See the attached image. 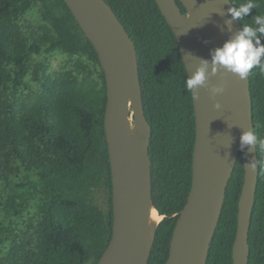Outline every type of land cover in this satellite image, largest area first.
Here are the masks:
<instances>
[{"label": "trees", "instance_id": "trees-1", "mask_svg": "<svg viewBox=\"0 0 264 264\" xmlns=\"http://www.w3.org/2000/svg\"><path fill=\"white\" fill-rule=\"evenodd\" d=\"M105 1L136 46L152 128V198L164 217L148 264H166L193 182L196 117L188 73L155 0ZM256 3L242 27L264 15V0ZM57 56L64 57L59 68ZM249 78L254 131L264 138V74L254 68ZM107 101L98 53L64 0H0V264L99 263L114 225ZM257 154L264 163V151ZM244 179L240 154L207 264H233ZM101 192L106 209L97 200ZM249 246V264H264V167Z\"/></svg>", "mask_w": 264, "mask_h": 264}, {"label": "water", "instance_id": "water-1", "mask_svg": "<svg viewBox=\"0 0 264 264\" xmlns=\"http://www.w3.org/2000/svg\"><path fill=\"white\" fill-rule=\"evenodd\" d=\"M64 1L93 44L106 75L105 131L113 179L114 225L112 240L98 264H148L156 229L162 221L151 241L145 215L149 207L155 208L150 156L152 128L145 116L136 46L105 0ZM155 1L177 38L188 75L196 71L200 59L211 60V51L222 47L233 33L243 28L239 19L233 22L231 31L225 24L230 19L231 0ZM178 1L186 9V15ZM249 77L250 73L240 80L222 70L210 76L208 87L201 88L194 101L192 188L179 214L166 264H207L227 187L240 154L245 179L239 200L233 264H249V232L259 177V167L255 172L247 168L250 160L258 159L257 151L240 148L242 133L254 129ZM212 86H222L225 91L213 98ZM216 101L222 104L220 110L214 107ZM129 108L135 124L144 125L140 141L127 130Z\"/></svg>", "mask_w": 264, "mask_h": 264}, {"label": "clouds", "instance_id": "clouds-1", "mask_svg": "<svg viewBox=\"0 0 264 264\" xmlns=\"http://www.w3.org/2000/svg\"><path fill=\"white\" fill-rule=\"evenodd\" d=\"M257 7L256 0H245L238 6L229 8L230 19L225 21L228 30L231 31L235 20L242 21ZM251 20V24H244L242 30L233 33L222 47L213 49L211 60L200 59L196 71L188 75L185 89L194 101L198 99L199 90L208 87L210 76L222 70L238 76L240 80L246 79L254 68L264 74V15H254ZM224 91L222 86H212L210 89L213 98L222 95ZM214 107L220 110L222 104L216 101ZM246 147L249 151H264V138L258 136L253 128L244 131L240 137L241 151ZM258 167H264V163L258 159L250 160L247 164V168L254 172Z\"/></svg>", "mask_w": 264, "mask_h": 264}, {"label": "bare ground", "instance_id": "bare-ground-1", "mask_svg": "<svg viewBox=\"0 0 264 264\" xmlns=\"http://www.w3.org/2000/svg\"><path fill=\"white\" fill-rule=\"evenodd\" d=\"M131 118L130 117V108H129V120L127 123V130L129 132V134L136 140L140 141L141 140V135H143L144 132V125L143 124H139L138 126L135 124L134 126L131 125ZM134 119V118H133ZM144 136V135H143ZM146 231L148 232V235L151 238V241L153 240V236L155 233V228L156 226L162 221L161 216L159 215V213L156 211L155 208L153 207H149L146 210Z\"/></svg>", "mask_w": 264, "mask_h": 264}, {"label": "rangeland", "instance_id": "rangeland-1", "mask_svg": "<svg viewBox=\"0 0 264 264\" xmlns=\"http://www.w3.org/2000/svg\"><path fill=\"white\" fill-rule=\"evenodd\" d=\"M64 61V57L63 56H57L53 59V66L56 67V68H59V66L63 63ZM132 116L131 118V125L134 126L135 122H134V119H133V113H132V110L130 109V117ZM144 135V134H143ZM143 135H141V140L142 138L144 137ZM97 200H98V203L99 205L103 208V209H106L107 208V197H106V193L105 192H101L97 195Z\"/></svg>", "mask_w": 264, "mask_h": 264}]
</instances>
